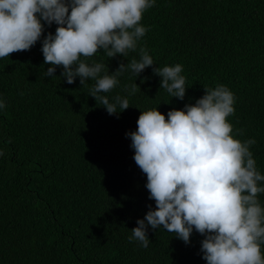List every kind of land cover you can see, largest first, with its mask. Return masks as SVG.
<instances>
[{"label":"trees","instance_id":"obj_1","mask_svg":"<svg viewBox=\"0 0 264 264\" xmlns=\"http://www.w3.org/2000/svg\"><path fill=\"white\" fill-rule=\"evenodd\" d=\"M141 24L149 30L138 48L153 67L183 65V101L160 88L152 67L138 77L127 71L102 95L124 96L129 108L109 115L89 96L94 81L68 84L59 66L45 75L42 41L54 23L29 51L0 58V264H207L195 230L188 244L163 228L148 229L147 248L128 240L155 201L126 133L137 130L140 111L167 116L195 104L203 87L234 94L233 135L255 139L250 151L264 175V0H155ZM134 57L138 50L126 58L101 50L88 60L112 73ZM134 82L140 90L124 91ZM258 200L264 206V193Z\"/></svg>","mask_w":264,"mask_h":264},{"label":"clouds","instance_id":"obj_2","mask_svg":"<svg viewBox=\"0 0 264 264\" xmlns=\"http://www.w3.org/2000/svg\"><path fill=\"white\" fill-rule=\"evenodd\" d=\"M155 0H0V58L29 51L41 40L45 24L57 25L55 34L42 41L45 75L53 77L56 67L68 84L79 78L81 88L99 101L109 115L129 108L119 94L107 95L119 84L123 73L137 77L152 67L160 77V88L183 101L186 78L183 65L153 67L146 47L138 42L149 30L141 24ZM109 58L127 57L138 50L139 59L121 63L115 72L107 65L89 62L97 52ZM205 95L182 110L167 116L152 108L140 111L137 130L126 133L134 149L133 159L146 175L149 199L155 209L131 230L129 242L149 246L148 229L163 228L185 244L193 230L201 241L202 259L207 264H264V175L257 170L250 147L255 139L241 141L233 135L228 117L235 112V96L225 85L203 87ZM134 82L124 91L134 95ZM140 90V89H139ZM22 94V93H21ZM0 100V109L5 107ZM119 107L120 111H117ZM242 131L237 129L236 135ZM2 154V153H0Z\"/></svg>","mask_w":264,"mask_h":264}]
</instances>
